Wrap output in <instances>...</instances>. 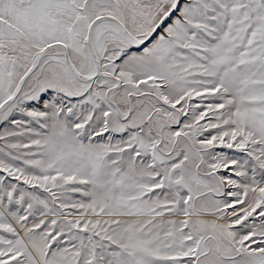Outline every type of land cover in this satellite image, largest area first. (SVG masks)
I'll use <instances>...</instances> for the list:
<instances>
[{
  "label": "snow or ice",
  "instance_id": "1",
  "mask_svg": "<svg viewBox=\"0 0 264 264\" xmlns=\"http://www.w3.org/2000/svg\"><path fill=\"white\" fill-rule=\"evenodd\" d=\"M0 264H264V0H0Z\"/></svg>",
  "mask_w": 264,
  "mask_h": 264
}]
</instances>
